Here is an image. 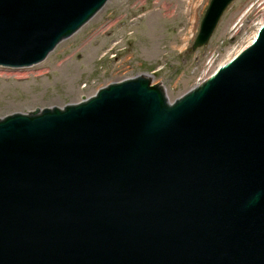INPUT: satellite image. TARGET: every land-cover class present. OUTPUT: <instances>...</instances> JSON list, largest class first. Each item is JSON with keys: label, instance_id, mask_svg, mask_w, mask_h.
<instances>
[{"label": "water", "instance_id": "95a60500", "mask_svg": "<svg viewBox=\"0 0 264 264\" xmlns=\"http://www.w3.org/2000/svg\"><path fill=\"white\" fill-rule=\"evenodd\" d=\"M108 1L0 0V66L40 64ZM154 79L0 117V264H264V24L174 102Z\"/></svg>", "mask_w": 264, "mask_h": 264}, {"label": "rangeland", "instance_id": "374dc122", "mask_svg": "<svg viewBox=\"0 0 264 264\" xmlns=\"http://www.w3.org/2000/svg\"><path fill=\"white\" fill-rule=\"evenodd\" d=\"M180 1L109 0L40 64L0 67V117L64 108L135 76L155 75L152 85L174 102L249 46L264 21V0H235L208 45L193 51L211 0H197L190 18Z\"/></svg>", "mask_w": 264, "mask_h": 264}, {"label": "bare ground", "instance_id": "6f19581e", "mask_svg": "<svg viewBox=\"0 0 264 264\" xmlns=\"http://www.w3.org/2000/svg\"><path fill=\"white\" fill-rule=\"evenodd\" d=\"M159 2V1H158ZM181 2V4L184 6V12H185V15L188 17L189 16V18H190V12H189V10L190 11H194L195 10V7H196V4H197V0H188V2H186L185 0H181L180 1ZM180 2H179V4H180ZM160 4V2L158 3V5ZM262 23L263 22H260L259 23V27H258V29L256 30V32L254 33V35H253V37H252V39H251V41L248 43V44H250L255 38H256V35H257V33H258V30H259V28H260V26L262 25ZM237 28H238V26H237ZM240 30V29H239ZM238 30V31H239ZM247 44V45H248Z\"/></svg>", "mask_w": 264, "mask_h": 264}, {"label": "clouds", "instance_id": "9594fccd", "mask_svg": "<svg viewBox=\"0 0 264 264\" xmlns=\"http://www.w3.org/2000/svg\"><path fill=\"white\" fill-rule=\"evenodd\" d=\"M258 198H259V194H256L255 196L252 197V202H254Z\"/></svg>", "mask_w": 264, "mask_h": 264}]
</instances>
